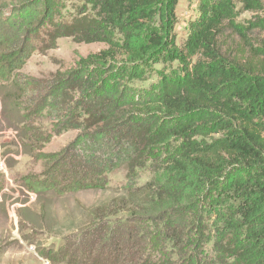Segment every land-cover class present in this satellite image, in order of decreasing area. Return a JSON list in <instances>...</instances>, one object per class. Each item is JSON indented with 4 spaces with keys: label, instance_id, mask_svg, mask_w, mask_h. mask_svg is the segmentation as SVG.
<instances>
[{
    "label": "trees",
    "instance_id": "1",
    "mask_svg": "<svg viewBox=\"0 0 264 264\" xmlns=\"http://www.w3.org/2000/svg\"><path fill=\"white\" fill-rule=\"evenodd\" d=\"M188 1L179 43L178 0L0 6V84L43 165L21 185L38 198L116 192L40 250L49 263L264 264V45L249 38L264 30V0ZM60 38L104 47L48 78L21 72ZM144 221L152 240L132 231Z\"/></svg>",
    "mask_w": 264,
    "mask_h": 264
},
{
    "label": "rangeland",
    "instance_id": "2",
    "mask_svg": "<svg viewBox=\"0 0 264 264\" xmlns=\"http://www.w3.org/2000/svg\"><path fill=\"white\" fill-rule=\"evenodd\" d=\"M15 1L0 0V6H9ZM188 2L178 0L176 5L178 23L175 31L178 43L184 32L183 27L193 12V6L188 5ZM249 38L255 45L263 46L264 30H254ZM103 47L101 43H76L70 38H60L55 48L33 53L21 72L29 77L48 78L50 73L75 67L79 59ZM12 90L11 85L0 84V161L3 160L6 167L5 172L0 170L4 180L0 190V264H52L41 258L40 250L49 246L57 248L66 243L68 233L84 228L85 216L89 215L85 210L116 192L90 190L62 197L46 194L40 198L28 192L21 185L20 178L26 174L39 173L43 165L36 158V151L31 155L29 143L24 144L19 111L13 106L11 98L7 97ZM74 135L75 131L55 135L40 150L43 153L57 152ZM124 174L123 171H117L111 175V180L122 182ZM127 200L129 202L132 198ZM125 216L122 212L116 218ZM153 230L146 221L136 223L132 228L133 232L146 235V240L153 239Z\"/></svg>",
    "mask_w": 264,
    "mask_h": 264
},
{
    "label": "built area",
    "instance_id": "3",
    "mask_svg": "<svg viewBox=\"0 0 264 264\" xmlns=\"http://www.w3.org/2000/svg\"><path fill=\"white\" fill-rule=\"evenodd\" d=\"M0 163H1V171H6V167H5V163H4V161L2 160V161H0Z\"/></svg>",
    "mask_w": 264,
    "mask_h": 264
}]
</instances>
